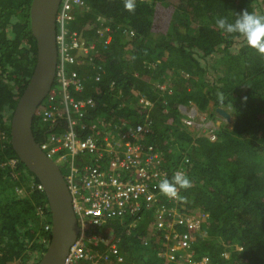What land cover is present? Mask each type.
Instances as JSON below:
<instances>
[{
  "label": "trees",
  "instance_id": "obj_1",
  "mask_svg": "<svg viewBox=\"0 0 264 264\" xmlns=\"http://www.w3.org/2000/svg\"><path fill=\"white\" fill-rule=\"evenodd\" d=\"M30 2L0 0V264H30L33 252L37 261L46 247L41 238L50 234L44 230L49 222L44 193L8 140L12 110L36 58ZM84 3L88 9H76L75 19L65 24L67 31L81 33L83 45L94 47L87 50L92 60L86 56V64L75 66L83 85L79 96L93 98L85 122L80 121L83 137L95 135V152L105 154L108 133L142 125L147 133L140 138L138 157L143 164L150 157L155 165L150 170L157 171L147 181L154 186L153 200L142 202L137 217H109L93 231L103 239L93 248L109 255L104 264H177L183 234L194 239L185 262L264 264V53L216 24L243 11L264 15V0ZM99 31L110 35L107 44ZM210 102L233 115L231 128L218 127L215 140L190 130L180 111L191 103L203 111ZM41 113L33 119L38 142L49 130ZM65 153L62 149L55 156ZM94 155L84 160L109 167ZM177 173L190 186L176 185L175 196L165 195L161 180ZM176 217L182 222L174 223ZM171 245L173 259L160 255Z\"/></svg>",
  "mask_w": 264,
  "mask_h": 264
},
{
  "label": "built area",
  "instance_id": "obj_2",
  "mask_svg": "<svg viewBox=\"0 0 264 264\" xmlns=\"http://www.w3.org/2000/svg\"><path fill=\"white\" fill-rule=\"evenodd\" d=\"M85 7L88 9L84 0L60 1L56 19L59 31L56 29L58 55L54 80L41 104L42 120L49 124V130L45 132L44 139L39 145L64 172L73 208L81 227L62 264L107 262L109 255L99 254L93 248L98 243V235L92 232L94 227L100 226L102 221L109 217H137L142 202L150 203L154 197V186L145 179L157 176V171H153L156 174L147 172L155 168L151 163L152 159L147 157L143 164L138 157L142 146L137 133L146 131L143 127L138 125L129 131L118 129L115 135L108 133L109 136L103 137L107 142L105 154L95 152L97 149L95 135L89 133L83 137L86 129L80 127V121L85 122L83 117L88 115V105L93 103V98L79 96L83 91V85L74 67L86 63L83 59L93 45H89L88 48L82 46L81 33L78 30L67 31L65 24L75 19L76 9L85 10ZM100 30L108 31V28ZM98 33L103 35L107 32ZM109 37L108 35L107 40ZM81 49L83 53L79 54ZM88 60L91 61L92 56L88 57ZM185 122L188 124L191 121L186 119ZM92 126H96L93 121ZM98 133L99 130L96 131V134ZM62 149H66L67 153L55 156V153ZM151 149L148 147V150ZM86 154L92 156L95 154V161L104 160L109 167L104 169L99 163H91L90 159L85 161ZM164 174L165 172L161 171V175ZM136 175L138 179L135 178ZM38 188H41V185H38ZM50 228L49 222L44 224L45 231H50ZM188 238L187 234H183L179 243L188 246ZM42 241L47 242L46 239ZM112 247L113 253H116V248ZM170 257L173 258L172 255Z\"/></svg>",
  "mask_w": 264,
  "mask_h": 264
},
{
  "label": "water",
  "instance_id": "obj_3",
  "mask_svg": "<svg viewBox=\"0 0 264 264\" xmlns=\"http://www.w3.org/2000/svg\"><path fill=\"white\" fill-rule=\"evenodd\" d=\"M61 0H31L30 32L36 43L33 70L12 110L9 142L19 161L43 187L50 215V239L36 264H62L69 246L81 227L75 214L71 192L57 165L40 147L33 133L36 110L54 80L57 62L56 19ZM218 117L230 121L229 115L216 108Z\"/></svg>",
  "mask_w": 264,
  "mask_h": 264
},
{
  "label": "clouds",
  "instance_id": "obj_4",
  "mask_svg": "<svg viewBox=\"0 0 264 264\" xmlns=\"http://www.w3.org/2000/svg\"><path fill=\"white\" fill-rule=\"evenodd\" d=\"M126 7L131 9L133 7V5L131 3H128L126 5ZM216 24H217V27L219 29L223 30L224 32H226L228 34L240 35L241 37H243V39L245 40V42L248 46L258 50L261 53H264V15H258L254 12L243 11L234 20H229L227 17H221V18L217 19ZM87 28H88V25H87ZM108 35H109L108 32L101 35L102 38L104 39V44H107L110 40V37L107 40ZM81 45L83 46L82 43H81ZM90 45H93V44H90ZM84 47L88 48L89 45L88 46L84 45ZM93 49H94V47H93ZM88 55H87V57H88ZM160 87L163 88V86H160ZM41 104H42V102H41ZM144 105L151 107L152 104L150 101L145 100ZM212 107H213V103H212ZM215 108H223V107L218 106ZM224 110L228 111L225 108H224ZM180 111L184 114V117L182 118V122L190 130L197 131L200 134L202 133V134L206 135L211 140L216 139L215 131L218 129V127L228 126V125H226L227 122L225 119L223 120V122H221L220 125L216 124L214 119L217 117H214V116L211 117L212 116V115H210L211 110L208 111V108H207V109L202 111V110L198 109V107L193 103H191L189 106L181 105ZM228 115H229L230 119L232 116V123H233V115L232 114H228ZM186 119L190 120L191 122L187 124L185 122ZM139 126L143 127L142 125H139ZM231 126H232V124H231ZM231 126H228V127L231 128ZM144 129H146V128H144ZM145 133H147V129H146V131H140L137 133V137L139 138V141H140L141 136ZM59 168H60V166H59ZM60 170H61V168H60ZM61 172L63 174L62 170H61ZM176 185H179L181 187H188V186H190V181L184 175L177 173L172 177L171 180H169L168 178H164L163 180H161V182L159 184V189L165 195L175 196L176 195ZM47 208H48V205H47ZM42 210H43V208H39L37 213L41 212ZM108 219H112V218H108ZM49 223H50V220H49ZM101 225L94 227V228L96 230L100 231ZM42 239H45V238L44 237L41 238V241H42ZM49 239H50V234L48 236V239H46L47 242L45 243L44 241H42V243H45L46 244L45 246H47ZM193 241H194L193 238H188V246H183L184 247L183 255L175 263L184 264V263H190L191 262V263L196 264L195 262H192V261H188V262L184 261L185 258L189 259V257H190V255H189L190 251L189 250L192 249ZM37 261H35V264L37 263Z\"/></svg>",
  "mask_w": 264,
  "mask_h": 264
},
{
  "label": "rangeland",
  "instance_id": "obj_5",
  "mask_svg": "<svg viewBox=\"0 0 264 264\" xmlns=\"http://www.w3.org/2000/svg\"><path fill=\"white\" fill-rule=\"evenodd\" d=\"M94 26V22H92V24H89L88 23V28H92ZM240 40V39H239ZM207 59H208V57H207ZM209 61V60H208ZM212 108V109H211ZM223 110H224V108H222ZM40 110H41V105H39L38 106V108H37V113H39L40 112ZM212 111L213 110V115L212 116H214V117H217V118H215L214 120H215V122H216V124H221V122H223V120H224V118H220V117H218V112L216 111V108H214V107H212V102H210L209 103V106H208V111ZM225 111V110H224ZM227 114H231L229 111H225ZM231 124H232V116H231V119H230V121H228L227 122V124L226 125H228V126H231ZM17 193H19V194H21V191H17ZM42 219V221L44 222V218H41ZM47 221H49L50 220V215L47 217V219H46ZM169 232H173V230L171 229L170 231H168V232H166L164 235L166 236V237H168L169 236ZM28 252H29V250H28ZM174 252H176V248H175V246L174 245H171L168 249H166L163 253H161L160 255H164V256H166V258H168V259H173V258H171L170 257V255H172L173 257H174ZM183 255V251L182 252H180V254L178 255V257H177V260H175V262L176 261H178L179 260V258L181 257ZM35 261H36V252H33V253H29V263L30 264H34L35 263ZM18 262V260L16 261V260H14V261H12V262H10L9 264H14V263H17Z\"/></svg>",
  "mask_w": 264,
  "mask_h": 264
},
{
  "label": "bare ground",
  "instance_id": "obj_6",
  "mask_svg": "<svg viewBox=\"0 0 264 264\" xmlns=\"http://www.w3.org/2000/svg\"><path fill=\"white\" fill-rule=\"evenodd\" d=\"M78 53H79V54H82V53H83L82 49H81V51L78 52ZM100 167L103 168L102 165H100ZM147 172H148V173H152V174H156L155 172H153V171H151V170H147ZM127 178H129V177H127ZM127 178H126V179H127ZM135 178L138 179V176L136 175ZM148 179H149V178L145 179V181L147 182ZM38 185H41V184L39 183ZM38 185H37V188H38ZM38 189L43 191V187H42V185H41V188H38ZM43 193H44V192H43ZM44 196H45V195H44ZM45 198H46V197H45ZM173 222H174V223H181V222H182V219L179 218V217H176V218L174 219ZM173 225H174V224H173ZM94 230H95V228H94ZM92 232H93V231H92ZM94 234H96V233H94ZM96 235H97V234H96ZM102 241H103V239L98 235L97 242L99 243V242H102ZM98 243H97V245H98ZM180 245H181V244H180Z\"/></svg>",
  "mask_w": 264,
  "mask_h": 264
},
{
  "label": "crops",
  "instance_id": "obj_7",
  "mask_svg": "<svg viewBox=\"0 0 264 264\" xmlns=\"http://www.w3.org/2000/svg\"><path fill=\"white\" fill-rule=\"evenodd\" d=\"M184 264H194V263H191V262H190V263H184Z\"/></svg>",
  "mask_w": 264,
  "mask_h": 264
},
{
  "label": "flooded vegetation",
  "instance_id": "obj_8",
  "mask_svg": "<svg viewBox=\"0 0 264 264\" xmlns=\"http://www.w3.org/2000/svg\"><path fill=\"white\" fill-rule=\"evenodd\" d=\"M103 229V228H102Z\"/></svg>",
  "mask_w": 264,
  "mask_h": 264
}]
</instances>
